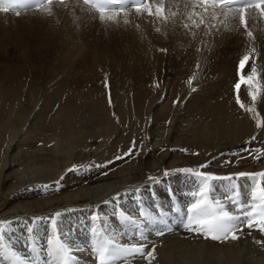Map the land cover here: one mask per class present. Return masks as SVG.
<instances>
[{"label":"bare ground","instance_id":"bare-ground-1","mask_svg":"<svg viewBox=\"0 0 264 264\" xmlns=\"http://www.w3.org/2000/svg\"><path fill=\"white\" fill-rule=\"evenodd\" d=\"M157 2L167 21L157 19L153 28L131 31L121 44L86 52L76 29L88 15L100 14L82 0L54 1L52 9L61 6L60 23L31 42L16 39L15 60L0 63V219L13 221L4 242L32 264L40 252L55 263L47 250L57 235L85 249L75 253L78 264H95L84 240L105 233L118 243H146V251L155 245L151 264H264L259 228L245 227L240 239L226 241L185 229L200 181L172 172L191 168L231 176L210 181L207 198L233 215L259 204L252 192L259 194L264 178L235 174L264 171V126L255 123L264 120V41L255 39L240 56L208 57L192 27L201 7H185L186 0H148V6ZM252 47L261 91L254 105L247 87L239 93L259 116L239 107L234 88L239 60ZM130 148L133 154L125 156ZM73 165L78 170L69 171ZM56 181L58 191L42 188ZM56 211L62 215L54 231L48 217ZM34 217L44 219L33 225ZM48 232L52 236L45 237ZM138 232L147 239L139 241ZM29 236L37 246L20 244ZM128 264L149 261L129 257Z\"/></svg>","mask_w":264,"mask_h":264},{"label":"snow or ice","instance_id":"snow-or-ice-1","mask_svg":"<svg viewBox=\"0 0 264 264\" xmlns=\"http://www.w3.org/2000/svg\"><path fill=\"white\" fill-rule=\"evenodd\" d=\"M55 2L58 4H64V0H55ZM53 3L54 0H0V11L7 13L17 8L28 9L35 7L42 14L52 15L51 5ZM189 3H191L193 9H195L197 5H199L202 9V13H194L200 17L199 24H197L195 20L192 21L193 25L197 28H199L201 24H205L203 15H208L213 21L216 20L218 15H223L224 19L221 20L220 23L224 25V28L227 30L229 19L235 18L237 13H242L245 8L255 7L260 9L261 13L264 14V7H262L264 6V0H195V2H193V0H186L185 7H188ZM83 4L89 5V10L94 9L98 12L100 14L99 19L102 22L119 23L120 21L118 20V17L121 13H124L123 23L127 25L130 21L127 18L128 13L125 10L133 8L135 9L136 15L146 12L148 16H154L157 19H163L165 21L168 20V16H166L163 11V6H158L153 12V10L148 6V0H83ZM16 15H19L18 11L16 12ZM171 15L175 17L177 13L173 12ZM191 18L192 15L189 14L188 19ZM240 22L242 24L244 23V17L242 14L240 15ZM184 27L188 28L189 25L184 24ZM205 27L208 28L210 33L212 29L216 28V25L205 24ZM156 31L159 32L160 29L157 28ZM247 36L250 39H254L251 31H247ZM161 51L167 50L161 49ZM254 53H256V49L252 47L249 49L248 53L240 58L237 70L239 79L234 85V88L237 90L236 102L239 107L248 112H255L256 115L259 116L258 111L254 107H246V105L241 101L239 93L242 85L247 87L248 96L251 98L254 105L257 101V96L261 91L257 67L252 61V54ZM250 66V71H247ZM254 81L256 82L254 83ZM188 83H192L191 78ZM253 88L256 89L255 92L252 90ZM193 91H195V89H193ZM109 102L111 103V100ZM255 123L257 128L264 126V120L256 119ZM255 139V136L251 138L252 141H255ZM182 151L187 150L184 149ZM244 151H247V149ZM132 154L133 149L130 148L129 151L125 153V156ZM117 159H123V157L118 156ZM253 159L258 160L260 157L255 156ZM109 163H111V161H109ZM200 168H207V164L201 165ZM73 170H78V166L73 165L72 169H69V171ZM172 172L191 174L200 181L199 192L194 193V195L199 198H197L189 206L186 221L183 223V227L188 231L203 234L205 238H210L215 241H226L228 239L238 240L240 239V235L238 233H242L245 227L249 230L259 228L261 231H264V185H258L259 194H257L255 188L252 192L253 201L258 200L259 204L253 203L250 210H242L241 215H233L229 211H225L222 206L210 203L207 198L210 181L217 179L231 180V176L221 178L213 175L212 173L199 170L194 171L191 168L175 169L172 170ZM163 175L165 177L170 175L169 170H165ZM235 176L239 178L248 177L255 180L257 177L264 178V171L252 173L238 172ZM152 179L154 178L149 177V180ZM157 182L159 181L157 180ZM58 185L59 181H56L52 185H43L42 188L44 190L52 189L58 191ZM61 215L62 214L60 212H56L53 216L48 217V221L52 225L54 231L57 229L58 218ZM142 215H145V218L149 221H155L156 219L151 214ZM241 216L243 219H241ZM43 219V217H34L32 219V223L35 225ZM125 219L127 220L129 218L125 217ZM159 222L164 223L162 219ZM12 223L13 221L11 220L0 219V261H4L5 264H32L31 261H28L27 257H22L13 246L4 242L7 233L13 231L11 227ZM238 225L240 227H238ZM165 229L167 231H172V229L168 228L166 224ZM27 231L32 233L33 228L29 227ZM93 233L96 235L95 229L93 230ZM164 234V231L156 232L157 236H163ZM137 236L139 241H145L147 239L142 232H138ZM48 245V254L54 259L55 264H78V257L75 253L85 250L81 247H74L72 242L62 239L59 235L55 236L54 239L50 238L48 240ZM147 247V244L143 242L118 243L115 237H110L105 233L103 238L94 239L91 242V246L88 251L92 255L95 264H117V262L121 260H123L125 264H128L129 257L136 258L137 256L148 260L149 264H151V260L156 259V246L152 245L151 249L146 251ZM33 251H36L34 247Z\"/></svg>","mask_w":264,"mask_h":264},{"label":"rangeland","instance_id":"rangeland-1","mask_svg":"<svg viewBox=\"0 0 264 264\" xmlns=\"http://www.w3.org/2000/svg\"><path fill=\"white\" fill-rule=\"evenodd\" d=\"M154 4L151 8L153 12L158 6H161V3L159 2ZM53 7L52 15L42 14L37 9H31L33 11H22L20 12L22 14L19 15H16V12L14 11H9L11 13L13 12L12 15H4L1 13L3 11H0V63L2 65L10 64L15 60V53L17 51L14 46V42L16 39L23 38V40L25 39L28 42H31L35 37H38L39 34H42V32L55 28L60 23L59 12H61V6L57 5ZM194 13H202V9H198L197 7ZM241 14L244 17L243 24L240 22ZM127 18L130 23L125 25L123 23L124 14H120L118 17V20L120 21L119 23L102 22L99 19V16L88 15L86 22L83 23V26H79L76 29L80 46L84 49V51H86L85 48H87L88 51L89 48L95 46H99L100 49H103L107 47L108 44H121L122 42H125L124 39H126V35H131V31H144L145 28H153L157 22L156 17L148 16L146 12L140 15H136L135 12H131L128 13ZM203 18L205 20V24H215L216 28L212 29L209 33L205 24H201L200 27L197 28L192 23V27L194 32L204 41V45L208 50V52H206L208 57L211 55L214 56V58H226L232 55L240 56L242 51H245L250 46H253L255 39H257L256 42L261 40L264 41V14H262L258 8L253 7L245 11L243 9L242 13L238 12L235 18L229 19L227 30L224 28V25L220 23V21L224 19L223 15H218L214 21L211 20L208 15H203ZM193 20L199 24L200 17L194 14ZM247 31H251L253 33L254 39H250L247 36ZM51 53L52 50L48 52L47 55L43 56L45 58H50ZM48 233L45 237L52 236L50 232ZM41 239H43V237H41ZM91 242V238L84 240L86 247L87 245L91 246ZM29 243L37 246V244L34 243V236H29V240L26 242H20V244L26 248ZM38 255L39 257L37 256V258H35L34 263L55 264L51 262L49 263V256L44 253L42 254V252H40Z\"/></svg>","mask_w":264,"mask_h":264}]
</instances>
